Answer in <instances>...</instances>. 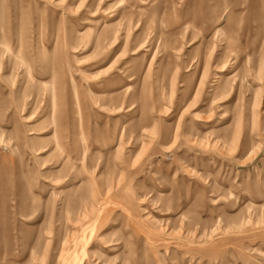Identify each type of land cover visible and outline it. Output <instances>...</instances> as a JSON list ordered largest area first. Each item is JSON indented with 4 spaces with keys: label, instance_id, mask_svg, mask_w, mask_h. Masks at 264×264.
I'll list each match as a JSON object with an SVG mask.
<instances>
[{
    "label": "rangeland",
    "instance_id": "rangeland-1",
    "mask_svg": "<svg viewBox=\"0 0 264 264\" xmlns=\"http://www.w3.org/2000/svg\"><path fill=\"white\" fill-rule=\"evenodd\" d=\"M0 264H264V0H0Z\"/></svg>",
    "mask_w": 264,
    "mask_h": 264
}]
</instances>
